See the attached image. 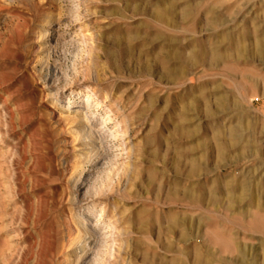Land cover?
I'll return each mask as SVG.
<instances>
[{"label":"rangeland","instance_id":"1","mask_svg":"<svg viewBox=\"0 0 264 264\" xmlns=\"http://www.w3.org/2000/svg\"><path fill=\"white\" fill-rule=\"evenodd\" d=\"M99 258L264 264V0H0V264Z\"/></svg>","mask_w":264,"mask_h":264},{"label":"bare ground","instance_id":"2","mask_svg":"<svg viewBox=\"0 0 264 264\" xmlns=\"http://www.w3.org/2000/svg\"><path fill=\"white\" fill-rule=\"evenodd\" d=\"M162 13L160 11H158V13H156V14H157L158 17L162 18L163 15H164ZM216 55H215V57H216ZM210 60H211V58H210ZM88 111H85L84 112L85 115H87L86 112H88ZM87 117H89L91 119L93 117V115H87ZM89 118H84L83 121H86L87 122ZM94 207L95 206H93V205L90 206V208H89V214L87 215V218H86L89 221L87 223H85V224L82 225L83 226L82 227V230L79 229L78 230V234L76 235V246H78L79 248H81L83 254L86 255V256L90 254L92 247L93 246H96V245H98L100 247L99 248V252L101 250H105L104 248H106L108 246L107 243H108V240L110 239V235H109V232L111 231L110 229H111V227H113L112 226V222L110 220H108L104 216V213L97 211L96 208H94ZM92 216L93 217L94 216L96 217V219H95V221L93 223H92V220L90 219V218H92ZM126 232H127V229L125 228L123 230V233H126ZM100 256H102V254ZM100 260L101 259L99 258V260H97L95 262V264H98ZM198 260L199 259L197 258V261Z\"/></svg>","mask_w":264,"mask_h":264}]
</instances>
